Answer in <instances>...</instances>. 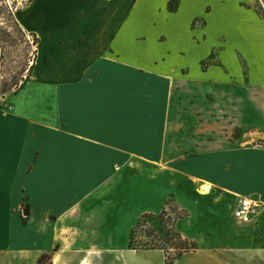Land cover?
I'll return each instance as SVG.
<instances>
[{
  "label": "crops",
  "instance_id": "crops-1",
  "mask_svg": "<svg viewBox=\"0 0 264 264\" xmlns=\"http://www.w3.org/2000/svg\"><path fill=\"white\" fill-rule=\"evenodd\" d=\"M189 1L170 12L169 0H32L20 15L39 46L0 108V264L45 254L52 264H167L160 249H130L129 228L139 209L169 201L184 214L174 228L199 246L174 264H264V208L248 224L236 217L242 198L264 206L263 138L235 141L202 115L188 131L171 99L175 70L154 68L158 35L176 37L194 17ZM210 1L206 26H227L229 43L251 42L263 64L264 34Z\"/></svg>",
  "mask_w": 264,
  "mask_h": 264
},
{
  "label": "rangeland",
  "instance_id": "rangeland-1",
  "mask_svg": "<svg viewBox=\"0 0 264 264\" xmlns=\"http://www.w3.org/2000/svg\"><path fill=\"white\" fill-rule=\"evenodd\" d=\"M31 1L0 0V108L29 79L36 62L38 47L34 41V32L19 22L20 15ZM221 1L225 8H229L230 14L237 13L245 17L241 18L239 26L254 35L260 32L264 34V0ZM210 2L190 0L186 5V16L191 14L194 17L182 24L179 34L173 38L164 33L158 35L154 44V68L175 70L172 72L174 81L171 85V99L181 105L177 108L180 110L177 115H183L188 131L195 133V124L199 123L197 116L202 115L203 126L218 125L222 135L234 137L235 141H240L238 139L244 136L247 142L256 141L253 139L256 137L264 140V62L261 64L255 55L251 42L246 40L245 43L235 37L234 44L229 43L227 26H206L210 15L216 13ZM182 5L185 9L183 0H169L166 7L170 12H178ZM185 34L187 38H184ZM146 44L147 38H140L136 43L139 47ZM51 47L52 44L46 42L41 52H50ZM176 72L180 74L181 80L180 76H174ZM232 111L233 123H227L224 117H230ZM172 202L169 201L164 210L151 214L153 218L144 219L147 212L139 209L133 215L135 217L129 228L131 230L142 222L138 229L137 244H159L167 264L174 257L176 249L181 247V241L173 238L168 242L165 231L173 229L175 234L178 233L174 225L184 215ZM125 230L124 224L118 226V243H127ZM147 232L153 235L148 236ZM46 264H49L48 260Z\"/></svg>",
  "mask_w": 264,
  "mask_h": 264
},
{
  "label": "trees",
  "instance_id": "trees-1",
  "mask_svg": "<svg viewBox=\"0 0 264 264\" xmlns=\"http://www.w3.org/2000/svg\"><path fill=\"white\" fill-rule=\"evenodd\" d=\"M33 36L35 38L34 41L36 43V46L38 47L39 46V39L36 36V34H34ZM37 52H38V50H37ZM36 57H37V55H36ZM34 66H33V68H34ZM147 218H153V215L147 214V216L144 219H147ZM141 224H142V222H139L137 226H134L131 229V232H130V243H129L130 249L137 250V251H139V250H150V249H161L160 245L157 244V243H151L150 244V243H147V242H142L139 245L137 244L136 238H137V234H138V229L140 228ZM166 229H167V227H166ZM147 235L148 236H152L153 233L152 232H150V233L147 232ZM164 235H165V238H166V240L168 242H171V240L173 238H178L181 241V247L176 249L177 252L175 253L174 257L169 260L168 264H174L175 261L177 259H179L180 257H182L185 253L197 251L198 248H199L197 243H195L193 241H190L188 239H184L179 233L175 234L173 232V229H167L165 231ZM47 260L49 261V264H52V255L51 254L43 255L39 259L38 264H46Z\"/></svg>",
  "mask_w": 264,
  "mask_h": 264
},
{
  "label": "built area",
  "instance_id": "built-area-1",
  "mask_svg": "<svg viewBox=\"0 0 264 264\" xmlns=\"http://www.w3.org/2000/svg\"><path fill=\"white\" fill-rule=\"evenodd\" d=\"M263 208L264 206L260 201L245 197L240 201L236 217L241 223L248 224L254 220Z\"/></svg>",
  "mask_w": 264,
  "mask_h": 264
}]
</instances>
